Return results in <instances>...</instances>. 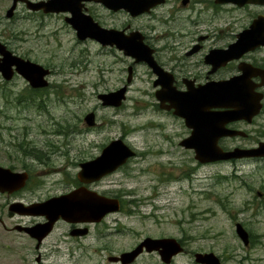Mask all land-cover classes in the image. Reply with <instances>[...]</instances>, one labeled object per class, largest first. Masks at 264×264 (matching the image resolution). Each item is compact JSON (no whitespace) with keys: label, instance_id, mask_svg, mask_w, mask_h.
Returning <instances> with one entry per match:
<instances>
[{"label":"rangeland","instance_id":"rangeland-1","mask_svg":"<svg viewBox=\"0 0 264 264\" xmlns=\"http://www.w3.org/2000/svg\"><path fill=\"white\" fill-rule=\"evenodd\" d=\"M12 2L0 0L1 41L51 73L44 88L32 87L18 74L9 81L0 74V165L31 171L44 183L35 198H48L78 186L80 163L100 155L112 139L121 137L137 151L92 185L104 195L121 196V210L78 239L59 224L40 248L43 264H116L109 256L133 249L147 236L182 243L184 251L171 264H198L196 252H214L224 264H264V162H198L192 149L180 145L189 135L184 121L159 107L156 74L146 63L95 40H79L66 13H36L19 3L7 17ZM190 4L168 0L134 22L164 48L159 53L163 62L179 73L205 75L202 54H186L196 37L209 35L207 45L225 39L230 28L232 40L249 25L254 7L226 11L210 0ZM93 10L106 27L129 19L125 11L100 5ZM123 86L128 90L120 106L103 105L99 94ZM90 112L95 126L85 121ZM260 140L264 134L234 142ZM239 222L253 235L249 245L237 234ZM0 250V264H37L35 242L26 238L20 239L18 255ZM132 264L165 263L153 252Z\"/></svg>","mask_w":264,"mask_h":264},{"label":"water","instance_id":"water-1","mask_svg":"<svg viewBox=\"0 0 264 264\" xmlns=\"http://www.w3.org/2000/svg\"><path fill=\"white\" fill-rule=\"evenodd\" d=\"M19 1L25 2L27 7L34 10L43 9L45 12L69 11L71 16L66 20L76 30L79 39L88 37L96 39L103 45L117 46L131 55L136 62L144 61L159 76L155 84H161L156 92L161 107L174 108V113L184 118L186 125L191 129L188 137L180 144L195 151V158L200 162H213L218 160H230L248 156H264V141L257 147L224 150L219 145V140L224 136L242 135V131L230 129L225 126L229 120L242 118L246 114L258 112L262 94L253 97L250 89L240 76L218 82H207L201 85L189 84L187 90H178L172 83L169 73L166 72L155 60L153 49L143 40V34L139 31L132 32L130 38L124 36V31L114 28H106L100 25L94 17L83 11L85 0H47L33 2L31 0H13L12 6L6 15L11 17ZM104 3L111 9H126L132 15H138L163 0H96ZM218 3H234L239 6L245 4H264V0H216ZM257 39V40H256ZM256 42V43H255ZM264 45V16H258L248 29L238 34L237 40L227 49L215 50L206 56V62L212 55L224 60L239 58L248 44ZM251 47L254 45L249 44ZM22 75L35 88L45 87L49 84L46 76L50 69L43 65L15 54L6 44L0 40V73L10 80L15 73ZM129 81H131L132 68L129 67ZM170 79V80H169ZM127 86L116 91L99 94L103 105L120 106L126 99ZM170 104H165L166 102ZM230 106L231 111H222L220 108ZM247 111V112H246ZM89 126L96 124L94 112L85 116ZM136 151L129 146L123 138L111 140L100 155L93 159L80 163V171L77 176L81 182L89 184L100 180L109 173L124 165L129 158L135 156ZM27 176L26 172H15L10 168L0 166V189L13 190L23 184ZM121 208L118 198H112L98 193L86 186H80L70 192L53 196L43 202L24 206V212L30 214H43L48 221L29 227L33 236L41 240L48 234L54 223L62 218L70 222H99L103 217ZM35 230V231H34ZM35 232V233H34ZM84 232V231H83ZM238 235L247 244L248 232L242 224H237ZM152 252L157 250L166 263H170L174 256L184 250L182 243L174 237H145L135 248L123 252L120 256H110L112 261H121V264H131L144 250ZM195 261L200 264H223L220 257L214 252H196Z\"/></svg>","mask_w":264,"mask_h":264},{"label":"flooded vegetation","instance_id":"flooded-vegetation-1","mask_svg":"<svg viewBox=\"0 0 264 264\" xmlns=\"http://www.w3.org/2000/svg\"><path fill=\"white\" fill-rule=\"evenodd\" d=\"M163 1L164 4L168 2V0H163ZM200 1H204V0H200ZM190 2L193 3V0H182L184 6L191 5ZM210 2L213 3V5L227 8L226 11H229L231 7L236 10H245L247 7H254V13L249 25L254 20V18L260 15L264 16V4H246L244 6H238L229 3L217 4L216 0H210ZM95 5H100L102 7H105L101 3L95 1H89L85 3L84 9L88 13L93 15L94 12L93 6ZM159 6L160 5L158 4L157 6H155L150 11L144 14L153 12ZM105 8L113 12L125 11L123 9L114 11L107 7ZM38 12H42V11H38ZM125 12L129 14V19L125 21V23H123L122 25L120 26L117 25L114 28L124 31L123 35L127 36V38L128 37L130 38L131 33L134 31L142 32V34L144 35L143 36L144 42L153 49L154 57L156 61L166 72L170 74L169 77L167 78L172 79V83L176 87V89L187 90L189 84L191 85L194 84L198 86L201 84H205L207 82H218V81L231 79L235 76H240L241 81L248 86L251 93L253 94V97L256 98V95L258 93L259 94L261 93L262 94V98L260 100L261 106L258 112H255L254 114H251L250 112L245 116H243L242 118L229 120L225 124V126L231 129L242 131L241 138L244 139H248L253 134H258V135L264 134V45L257 46V44L254 45V43H249L254 46L251 47L248 44L249 49L242 52L239 58H233L226 61L223 58L220 59L217 56L212 55L210 61L206 62L205 60L206 56L208 54L211 55L215 50L227 49L230 46V44L234 43L237 40L238 34L242 30H245L249 25L245 26L241 31L237 32L232 40H231V30L229 28L228 29L229 34L226 36L225 39L216 38L215 42H212L207 45H205L204 42L209 38V35L202 33L199 34L194 40V43L191 46V48L186 52V54L190 56L201 53L202 61L206 64L207 69L205 75H199L197 73L191 75L190 73H184V72L179 73V71L176 70L175 67L169 66L167 63L162 61L159 53L164 48L160 49L158 46H156V43L154 41L157 40L156 37L155 38L151 37L147 32L144 31L143 27L136 25L134 22L135 19L143 16L144 14L134 16L128 11ZM50 14H54V13H50ZM220 30H221L220 32L222 33V29ZM157 38L160 37L157 36ZM105 46L110 49L120 50L117 45L114 46L105 45ZM158 79L159 76L156 75V78L154 80V85L159 86V88H161L162 87L161 84H157V85L155 84V82ZM166 104L168 105L170 103L167 101ZM161 109H163L168 115H172L175 118H180L174 113V108L168 109L166 107ZM232 109L233 108H231L230 106H225L223 108H220V110L226 112L231 111ZM237 138L238 137L235 136L229 138H222L220 142L221 145L226 149H230L231 147H236V146L242 148H248L257 145L258 142H260L258 141L257 143H251V144L234 142ZM248 160H255L257 163H262L264 162V157H258L255 159L253 158L245 159V161ZM6 167L12 169L15 172H26L27 176L23 184L20 185L19 187L17 186V188H14L13 190L0 189V246L3 247L4 253L8 251L11 254L18 255L20 239L26 238V240H28L29 242L30 241L35 242V250L37 251L35 261L37 264H43L40 248L43 246V244L49 238V236L55 231L56 227L59 224H63L62 226H64L65 229H67V235L74 239H78L82 236H87L92 232L93 226L97 224L96 222H70L64 219H59L55 223L53 230L47 236L42 238L40 241L38 240V238L31 236L27 228L36 226L38 224L46 223L48 219L43 214L25 213L24 206H30L35 203L43 202L52 196H49L48 198H35V195L38 193V191L44 188L43 186L44 183L41 180H39L38 177L31 175V171L30 172L26 170L19 171L17 169V165H9ZM77 182H79V184L76 187L83 185L79 180H77ZM94 184L97 183L87 184L86 186H88L92 190H95L92 188L93 187L92 185ZM119 198L120 200L122 199V197ZM65 236L66 235H64V237ZM12 238L15 239V242H13ZM6 240H10V241L7 242ZM1 253L2 252L0 250V254Z\"/></svg>","mask_w":264,"mask_h":264}]
</instances>
